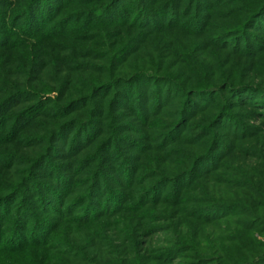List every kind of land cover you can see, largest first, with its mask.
Returning a JSON list of instances; mask_svg holds the SVG:
<instances>
[{
	"label": "trees",
	"instance_id": "16d2710c",
	"mask_svg": "<svg viewBox=\"0 0 264 264\" xmlns=\"http://www.w3.org/2000/svg\"><path fill=\"white\" fill-rule=\"evenodd\" d=\"M258 236L264 0H0V254L264 264Z\"/></svg>",
	"mask_w": 264,
	"mask_h": 264
},
{
	"label": "rangeland",
	"instance_id": "374dc122",
	"mask_svg": "<svg viewBox=\"0 0 264 264\" xmlns=\"http://www.w3.org/2000/svg\"><path fill=\"white\" fill-rule=\"evenodd\" d=\"M252 123L257 124V121H254ZM70 228H63V226L61 225L60 227L57 228L56 230V234L58 236V238H60L61 240H65L66 238V229L67 230V235L69 236V234L72 231V226H69ZM61 228V229H59ZM59 229V230H58ZM258 238L264 242V237L262 236H258ZM176 239L175 235L172 232H164V231H157L154 232L153 235L149 238H147V241H149V244L151 245V247L153 248H164L166 246H168L171 242H173ZM59 240H53L51 241L48 245H46L45 248L43 249H36L33 250L32 248L30 250H26L23 252V254H0V257L3 259V262L8 264L7 262H5L6 259L8 257L10 258L9 260L11 261L13 257L18 256V257H24L26 258V256H28V259H30V257L32 258L31 260L34 259V261L32 262L33 264H47L46 261V255L48 253L54 252L55 254H57L58 250L57 247H62L63 248V244L58 242ZM32 252V253H31ZM31 254H34V257H32ZM56 260H57V256H56ZM183 261L181 258L179 257H174L172 258V262L168 263V264H181ZM59 263V260H58ZM154 264V263H153Z\"/></svg>",
	"mask_w": 264,
	"mask_h": 264
}]
</instances>
